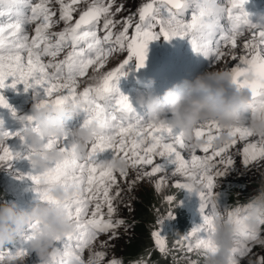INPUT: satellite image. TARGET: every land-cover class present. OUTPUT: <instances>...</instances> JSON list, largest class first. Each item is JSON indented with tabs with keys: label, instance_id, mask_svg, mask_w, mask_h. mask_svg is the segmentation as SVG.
<instances>
[{
	"label": "snow or ice",
	"instance_id": "6c2138e0",
	"mask_svg": "<svg viewBox=\"0 0 264 264\" xmlns=\"http://www.w3.org/2000/svg\"><path fill=\"white\" fill-rule=\"evenodd\" d=\"M247 2L223 0L221 14L212 16L206 0H146L135 12L126 7V0H0V89L23 84L25 91H35L38 108L81 104L82 127L97 129L83 157L76 155L67 132L62 139L47 140L45 148L57 146L63 156L30 177L41 200L62 207L73 225L71 233L56 239L59 246L51 250V264H122L106 256L118 229L127 227L118 218L119 205L131 198L125 191L131 193L138 182L148 181L162 192L177 177L172 187L178 193L199 196L201 223L183 235L175 234L169 248L164 224L175 219L180 202L176 194L164 196L166 207L156 210L151 231L161 257L170 256L171 264H207L209 257H216V219L223 208L233 225L229 264H240L243 258H249V264H264V255L252 253L255 246L264 249V213L255 227L249 224L251 210L264 201V181L259 194L243 206L227 205L226 192L216 191L220 180L236 170V156L245 170L264 168V135H256L247 123L258 113L264 115V27L251 22ZM161 37L187 38L195 53L213 63L235 62L228 70L232 82L252 98L244 123L227 129L214 120L201 123L190 140L166 123L152 124L136 114L117 85L130 63L135 61L137 70L145 66L149 43ZM110 60L118 64L105 70ZM0 107H9L3 96ZM224 136L228 139L218 143ZM0 137V163L17 158L5 143L9 133L0 132ZM105 152H111V158L99 160ZM31 157L30 150L25 158ZM118 159L126 161V169L112 166ZM119 181L125 182L123 187ZM57 186L75 189L76 194L61 203L51 195ZM28 228L31 234L26 239L31 242L39 223ZM151 251L147 249L134 264H151L147 259ZM26 255L23 249L15 255L5 249L0 264Z\"/></svg>",
	"mask_w": 264,
	"mask_h": 264
},
{
	"label": "clouds",
	"instance_id": "9594fccd",
	"mask_svg": "<svg viewBox=\"0 0 264 264\" xmlns=\"http://www.w3.org/2000/svg\"><path fill=\"white\" fill-rule=\"evenodd\" d=\"M222 9L220 0H206V10L210 15L219 16ZM256 24L264 27V16H261ZM154 86L155 81H149L148 88ZM39 102L37 98L32 115L34 127L38 131L28 126L24 128L23 136L30 144L32 166L44 170L50 162L60 160L63 156L57 146L46 149L45 142L49 139H62L66 133V124L83 114L84 106L69 104L61 108H38L36 105ZM136 102L145 110L147 122L156 125L166 123L191 140L194 128L201 123L214 120L225 129L244 123L242 117L248 111L252 98L249 92L240 90L233 84L227 69H218L198 75L194 80L176 84L162 95L155 92L141 93ZM247 123L256 135H264V115L258 113ZM96 132L97 129L89 125L71 133V143L77 156L87 155ZM226 139L228 137L224 136L218 143ZM194 146H197V143H194ZM112 166L120 171L126 169L127 163L118 159ZM75 194V189L65 190L61 186L54 188L51 193L53 199L61 203ZM246 203L248 202L236 203L234 200L229 206L236 207ZM262 213L264 201H260L251 210L250 226H256L257 217ZM33 222H38L39 228L31 241V249L37 254L41 264H51V250L55 247L56 239L63 238L73 231V225L66 217L64 209L56 204H37L31 210H18L15 203L0 204V252H3L7 245L14 243L17 235L23 233ZM216 228L215 239L219 253L216 257H209L207 264H229L233 225L218 216ZM11 264H23V259L12 261Z\"/></svg>",
	"mask_w": 264,
	"mask_h": 264
},
{
	"label": "rangeland",
	"instance_id": "374dc122",
	"mask_svg": "<svg viewBox=\"0 0 264 264\" xmlns=\"http://www.w3.org/2000/svg\"><path fill=\"white\" fill-rule=\"evenodd\" d=\"M91 2V0H88ZM146 0H126V7L129 8L132 12L137 10V7ZM220 3H223L220 0ZM83 3L81 4V7ZM58 11V6H57ZM128 13L125 12L123 15L126 16ZM74 18H78L76 13H74ZM118 18H120L118 14ZM130 33L132 29L129 30ZM30 35L34 33H29ZM102 34V33H98ZM247 35V34H246ZM189 45V40L187 38H174L171 41H167L162 37L152 41L148 45V49H151L155 54V62L149 69V71L143 74L141 71L137 70L136 63L133 61L130 63L127 69V75L122 77L119 82H125L126 80H140V81H151L158 76V73L165 67H162L163 64L167 65L168 61L176 56V53L183 54L186 51V46ZM239 52V50H238ZM126 58V53L120 56V60ZM47 58H45L46 60ZM117 60H110L109 63L105 66V70H110L111 68L117 66ZM169 64V63H168ZM175 62L172 61V65L168 66L173 69L175 67ZM221 62L213 63L205 69L203 74L216 71L218 69H227L231 66H225ZM154 68V69H153ZM157 70V71H156ZM151 71V72H150ZM118 82V83H119ZM19 90L24 93V85H17ZM30 92L28 101H15L11 100L10 95L5 94L4 99L8 100L7 104L11 107H14V110L8 111L7 108L0 107V132L9 133L10 137L6 140L7 148L13 153L14 156L18 157L12 161L0 163V204L15 203L19 209L31 210L37 204L43 205L45 202L41 200L38 186L30 179L31 176L40 174L42 171L39 168H34L29 159L25 157L30 153V144L25 140L21 139L23 136V130L25 127L32 126L34 123L28 124L29 121L27 118L32 117L33 108L36 104V95L35 91L32 89L28 90ZM148 94V92L146 91ZM28 96V95H27ZM11 100V101H10ZM130 103L133 104L136 114L139 116L138 111L140 106L137 104L136 100L130 99ZM15 112V115H13ZM140 117L145 121L147 120L146 113L141 112ZM81 127L79 118L76 117L70 124H66V132L69 133L68 138H71V133L78 130ZM18 128L20 130L14 129ZM78 128V129H77ZM15 130V131H14ZM19 133L20 135H16ZM242 144L238 143L237 147H241ZM111 152H105L98 156V159L103 161L111 158ZM159 160V158H156ZM241 157H235V167L236 170L231 172L227 177L220 180V186L216 189L218 192H226L225 203L230 205L234 200L236 203L249 202L252 198L259 194V189L261 187L262 181H264V168H249L244 169L241 163ZM264 164V162H261ZM133 174L130 172V178ZM177 178H173L169 181L168 186L162 192H156L154 184L148 181L138 182L131 193L125 191V196L131 197L126 199L125 203L130 205V208L125 206V203L119 205L118 218L123 219L126 223L125 227L118 229V238L114 241H111V248L107 251L106 259L112 258L113 256L120 259L122 264H124L123 249L124 245L129 238L134 236L133 227L137 223L135 216L138 211L139 204L141 203L143 197L149 193L154 195L156 199V205L151 211L153 215V225L156 218V210L163 211L166 207L164 203V196L168 194H176V199L180 202L179 206L175 209V219L172 221H167L164 224V234L167 236V243L169 248L172 247L174 240L177 238L175 234L183 235L196 225L201 223L200 215V199L196 193H189L187 191L177 192L176 189L172 187V184ZM123 187L124 181H119ZM223 202V201H222ZM243 206V204H240ZM220 216L224 219H227L226 214L223 211V208L220 209ZM153 225L150 226V230H153ZM150 231V235H151ZM30 230L28 227L25 228L24 232L18 234L14 243L6 246V250L15 255L18 250H25L27 255L23 258V264H41L37 254L31 249V242L26 239L29 236ZM100 240H104L105 236L99 237ZM154 243V241H153ZM55 246H59L58 244ZM154 250L159 253L155 248ZM252 253L258 255H264V249L259 246H255L252 249ZM160 254V253H159ZM87 256V252H85ZM193 259L196 257L193 256ZM253 259L255 257H252ZM240 264H249V258H243L240 260Z\"/></svg>",
	"mask_w": 264,
	"mask_h": 264
},
{
	"label": "trees",
	"instance_id": "16d2710c",
	"mask_svg": "<svg viewBox=\"0 0 264 264\" xmlns=\"http://www.w3.org/2000/svg\"><path fill=\"white\" fill-rule=\"evenodd\" d=\"M154 195L149 193L145 195L139 204L135 219L136 224L133 227L135 234L127 240L123 249L124 264H133L145 254L147 249H151V255L147 259L151 264H171V257H161L154 250V243L150 235V226L153 225V215L151 211L156 205Z\"/></svg>",
	"mask_w": 264,
	"mask_h": 264
},
{
	"label": "bare ground",
	"instance_id": "6f19581e",
	"mask_svg": "<svg viewBox=\"0 0 264 264\" xmlns=\"http://www.w3.org/2000/svg\"><path fill=\"white\" fill-rule=\"evenodd\" d=\"M211 63V62H210ZM209 63V64H210ZM235 62H233V61H231V60H229L228 61V63L225 65V66H233V64H234ZM224 64V63H223ZM162 67H167V70L168 71H170V75L171 76H173V75H175L176 73H177V68L176 67H173V69L172 68H170V67H168V65H165V64H163L162 65ZM207 68V67H206ZM205 68V69H206ZM154 69V68H153ZM164 69V68H163ZM229 69H230V67H229ZM157 71V70H156ZM205 71V70H204ZM151 72V71H150ZM9 83H11V80L9 81ZM20 85H23V84H19V86ZM20 88H18V86H16L15 88H12V87H8V88H4V89H0V96H3L4 97V95L5 94H8V95H10V99L11 100H15V101H21V102H24V101H28L29 99H30V97H29V94H30V92L29 91H25L24 90V93L21 91V90H19ZM166 90H168V89H165L164 90V92L166 91ZM164 92H162V90H161V87H159V90H158V92H156V94H160V95H162ZM28 95V96H27ZM10 100V101H11ZM6 102H9L8 100H6ZM8 111H10V110H14V107H11V106H9L8 108ZM23 122H27L28 124H33L34 122L33 121H23ZM69 124V123H68ZM14 129H17V130H20V129H18V128H14ZM78 129V128H77ZM15 131V130H14ZM68 141L70 142L71 141V138L69 139L68 138Z\"/></svg>",
	"mask_w": 264,
	"mask_h": 264
},
{
	"label": "water",
	"instance_id": "95a60500",
	"mask_svg": "<svg viewBox=\"0 0 264 264\" xmlns=\"http://www.w3.org/2000/svg\"><path fill=\"white\" fill-rule=\"evenodd\" d=\"M154 62H155L154 53H153V51L151 49H148L147 58H146V61H145V66L142 69L144 71L148 70Z\"/></svg>",
	"mask_w": 264,
	"mask_h": 264
}]
</instances>
